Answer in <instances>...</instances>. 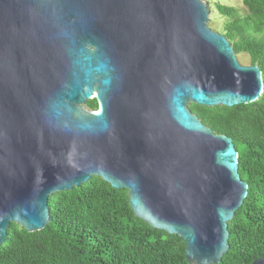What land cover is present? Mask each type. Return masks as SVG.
<instances>
[{
	"label": "water",
	"instance_id": "obj_1",
	"mask_svg": "<svg viewBox=\"0 0 264 264\" xmlns=\"http://www.w3.org/2000/svg\"><path fill=\"white\" fill-rule=\"evenodd\" d=\"M212 1L0 0V245L96 175L182 237L190 263L227 253L248 183L232 137L189 104L253 102L264 82L209 26Z\"/></svg>",
	"mask_w": 264,
	"mask_h": 264
},
{
	"label": "trees",
	"instance_id": "obj_2",
	"mask_svg": "<svg viewBox=\"0 0 264 264\" xmlns=\"http://www.w3.org/2000/svg\"><path fill=\"white\" fill-rule=\"evenodd\" d=\"M243 9L214 0L226 17L222 33L236 54H249L264 82V0H241ZM87 107L97 110L96 98ZM189 108L216 133L232 137L248 193L229 221V249L212 264H253L264 256V88L253 102ZM51 220L28 231L11 222L0 245V264H192L182 237L135 215L126 188L102 177L50 197Z\"/></svg>",
	"mask_w": 264,
	"mask_h": 264
},
{
	"label": "rangeland",
	"instance_id": "obj_3",
	"mask_svg": "<svg viewBox=\"0 0 264 264\" xmlns=\"http://www.w3.org/2000/svg\"><path fill=\"white\" fill-rule=\"evenodd\" d=\"M220 2L228 4V5L236 6L239 9L244 8V4L242 3L241 0H220ZM211 7H212V13H211L210 21H209V26L213 30H216L222 33L221 30L223 29V25L226 21V17L219 13V11L215 8L214 4H212ZM237 58L242 64H250L249 54L245 52H241L237 54Z\"/></svg>",
	"mask_w": 264,
	"mask_h": 264
}]
</instances>
